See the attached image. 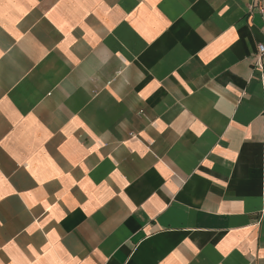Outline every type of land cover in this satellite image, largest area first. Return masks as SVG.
Listing matches in <instances>:
<instances>
[{
  "label": "crops",
  "instance_id": "crops-1",
  "mask_svg": "<svg viewBox=\"0 0 264 264\" xmlns=\"http://www.w3.org/2000/svg\"><path fill=\"white\" fill-rule=\"evenodd\" d=\"M264 0H0V264H264Z\"/></svg>",
  "mask_w": 264,
  "mask_h": 264
},
{
  "label": "built area",
  "instance_id": "built-area-1",
  "mask_svg": "<svg viewBox=\"0 0 264 264\" xmlns=\"http://www.w3.org/2000/svg\"><path fill=\"white\" fill-rule=\"evenodd\" d=\"M262 11L264 12V6L262 8ZM254 60L255 65L258 69H264V43H260L258 45V50L254 56Z\"/></svg>",
  "mask_w": 264,
  "mask_h": 264
}]
</instances>
